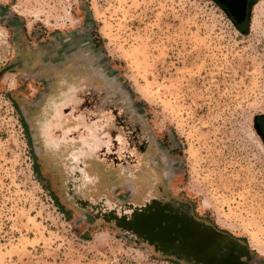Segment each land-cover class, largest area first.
I'll use <instances>...</instances> for the list:
<instances>
[{
	"label": "rangeland",
	"instance_id": "obj_1",
	"mask_svg": "<svg viewBox=\"0 0 264 264\" xmlns=\"http://www.w3.org/2000/svg\"><path fill=\"white\" fill-rule=\"evenodd\" d=\"M258 1L0 0V264H198L114 219L153 200L264 264Z\"/></svg>",
	"mask_w": 264,
	"mask_h": 264
},
{
	"label": "water",
	"instance_id": "obj_2",
	"mask_svg": "<svg viewBox=\"0 0 264 264\" xmlns=\"http://www.w3.org/2000/svg\"><path fill=\"white\" fill-rule=\"evenodd\" d=\"M245 3L246 0H229L227 3L236 23H242L245 19ZM162 205L153 200L141 208L132 209L130 217L114 219L121 227L160 251L180 255L198 264H210L223 247L231 249L237 246V242L231 239L226 241L210 225L187 217L172 205L167 210Z\"/></svg>",
	"mask_w": 264,
	"mask_h": 264
},
{
	"label": "flooded vegetation",
	"instance_id": "obj_3",
	"mask_svg": "<svg viewBox=\"0 0 264 264\" xmlns=\"http://www.w3.org/2000/svg\"><path fill=\"white\" fill-rule=\"evenodd\" d=\"M221 5H223L225 7V9L229 12V14L231 15L230 12V7L227 4L229 0H217ZM253 0H246L245 3V11H246V16L245 19L247 17V14L249 12L250 6L252 4ZM244 19V20H245ZM244 20L242 22H244ZM259 126H260V130L261 133L263 135L264 138V122H262L260 120L259 122ZM163 208H165V210H167L168 206H170L169 203L165 202L163 203ZM167 217H173V216H167ZM178 217H182V216H178ZM187 217H198L195 215H187ZM202 223H204L203 221H201ZM204 224H208V223H204ZM210 225V224H208ZM216 232H218L219 234L223 235V238L227 241V240H233L234 242H239L238 239H236L235 237L228 235L225 232H220L217 231L216 229H214ZM244 247H241V245L237 244V246L235 247H231V249H227L225 247H223L222 250H220V252H218V254H216L214 260L210 263V264H248L247 260L249 258V254L248 252L245 250H243Z\"/></svg>",
	"mask_w": 264,
	"mask_h": 264
},
{
	"label": "trees",
	"instance_id": "obj_4",
	"mask_svg": "<svg viewBox=\"0 0 264 264\" xmlns=\"http://www.w3.org/2000/svg\"><path fill=\"white\" fill-rule=\"evenodd\" d=\"M253 3V2H252ZM233 22H234V20H233ZM247 22V21H246ZM235 23V26L237 27V29L238 30H240V31H242L243 30V22L242 23H236V22H234ZM33 159H34V161H33V170L35 171V173L38 175V176H40V178H41V180H43V178L41 177V171H40V165H39V163H38V161H37V157L34 155L33 156ZM52 196H53V198H54V200L56 201V204L58 205V206H60L59 204V202H58V199H57V197H55V195L54 194H52ZM62 208V207H61ZM193 219H195V220H197L196 218H193ZM210 224V223H209ZM210 226L213 228V229H216L217 231H222L221 229H219L218 227H216L215 225H212V224H210ZM222 232H224V231H222ZM226 233V232H225ZM228 234V233H227ZM229 235V234H228Z\"/></svg>",
	"mask_w": 264,
	"mask_h": 264
},
{
	"label": "bare ground",
	"instance_id": "obj_5",
	"mask_svg": "<svg viewBox=\"0 0 264 264\" xmlns=\"http://www.w3.org/2000/svg\"><path fill=\"white\" fill-rule=\"evenodd\" d=\"M264 6V0H259L255 5H254V8H253V17H252V21L256 23L257 19H258V16L259 14L261 13L262 11V8ZM264 254V253H262Z\"/></svg>",
	"mask_w": 264,
	"mask_h": 264
}]
</instances>
